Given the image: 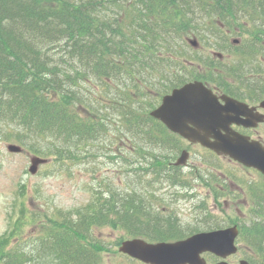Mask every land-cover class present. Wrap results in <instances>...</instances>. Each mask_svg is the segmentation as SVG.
Returning a JSON list of instances; mask_svg holds the SVG:
<instances>
[{"label":"trees","instance_id":"obj_1","mask_svg":"<svg viewBox=\"0 0 264 264\" xmlns=\"http://www.w3.org/2000/svg\"><path fill=\"white\" fill-rule=\"evenodd\" d=\"M250 15L264 18V0H0V141L60 165L95 161L99 153L120 160L118 181L101 173L89 204L75 214L57 211L58 228L39 242L45 256L38 239L30 246L18 240L0 244V264H102L103 241L93 234L99 226L149 236L159 218L150 186L162 175H182L167 169L169 153L161 151L180 148L179 137L149 112L194 79L236 97L239 82L256 80L259 87L248 88L264 90L248 55L221 60L186 41L209 40L210 52L231 56L223 46L233 20L241 18L249 33L264 28L255 20L246 27ZM249 193L252 209L264 212V183H251ZM251 232H261L255 251L264 258V218Z\"/></svg>","mask_w":264,"mask_h":264},{"label":"rangeland","instance_id":"obj_2","mask_svg":"<svg viewBox=\"0 0 264 264\" xmlns=\"http://www.w3.org/2000/svg\"><path fill=\"white\" fill-rule=\"evenodd\" d=\"M246 12L250 14L248 9ZM249 17L246 27L247 25L251 26L253 20L260 22L264 21L263 17H255V19L251 17V15ZM240 22L243 23L241 18H238L236 21L233 20L231 24L232 30H224L226 32L228 31V36H226L223 47L230 44L232 38H238L239 40L231 56H229L228 59L225 58V60H238L242 55H248L250 60L252 59L250 61L251 64L256 61V63L261 62L260 67L264 69V67H262L264 55L257 53L258 57L255 58L254 56L252 58L247 52V48L250 46L251 48L252 45L255 46V48L257 47V43H255L253 39L261 43V39L264 38V28H257L260 29V31H256L257 33H249L245 26L240 25ZM219 42L221 41L219 40ZM210 43L209 40H206L205 43L200 40L199 46L203 45L208 48L207 44ZM222 43L223 42H221V45ZM207 48L200 47L199 52H209L211 54ZM249 69L255 73H260L261 75L257 74L259 76H256L259 77V79H264L263 70L256 72L253 68ZM7 143L9 142L5 140L0 141V244L4 243L7 247H10L16 241L22 240L26 241L30 246V243L34 239H38L36 240L38 249L42 250L40 253L45 256V247L40 246L39 242L45 239V236L51 229L58 228V225L55 224V214H57V211H71L75 214L78 208H82L85 204H89L93 192L99 189V185H102L103 176H101V173L106 176L107 172H111L115 174L112 180L118 181L116 174L118 171L114 169H120V160L117 159L118 163L116 164V162L109 159L106 154L99 153V157L95 161L92 159L84 164H79L67 159L68 162L63 161L62 165H60L58 161H54L53 157H49L48 163L40 165L38 171L35 174H31L28 169L32 152L25 148L21 152H10L6 147ZM193 148L199 149L193 152L191 161L194 165H201L200 163H202V176L211 174L213 177H226L227 181L230 179L236 181V187L234 188L240 195L239 208L245 212L249 211V215H254V219L255 217L258 218L256 214H259V211H254L251 206L253 203L251 201L249 188L247 189V182L253 181V183L257 185H262L264 183V176H261L260 173L255 170L244 168L226 158L215 157L201 149L203 148L202 146L198 145ZM113 149L117 148H112V150ZM121 150L125 151L126 149L123 148ZM165 150L167 149L163 148L161 151ZM111 161L112 163H110ZM184 171L185 172L181 176H195L191 171L188 172L187 168L184 169ZM166 177L167 175H162V181H164ZM121 178L123 181L126 180V176ZM117 183L118 182H116V184ZM160 183L161 178L158 179V182L153 181V184L150 186L154 195L157 191V187L161 186ZM119 186L120 184H118V187ZM162 186H164L163 183ZM226 186L227 189L221 192L230 191L227 184ZM243 190H245L246 194H249H247V197L243 195ZM158 192L162 193L161 190ZM161 197L165 196L162 195ZM155 198L160 199L158 196L152 198L150 200L151 208L156 207ZM180 203L175 201L172 207L178 209L183 221H187L192 217L189 211L190 208L232 210L234 207L232 205L233 203L229 200L225 201L219 199V201H215L209 198L208 200H187L181 201ZM216 210L214 212L218 214ZM93 234L96 235L101 242L103 241L104 250L102 251V264H126V259L118 251V246L123 240L131 238L132 236L128 235L125 230L121 228L118 229L111 226L95 227ZM39 260L41 261V258H39ZM47 261L48 260H44V264H46L45 262ZM56 263L57 262L51 264Z\"/></svg>","mask_w":264,"mask_h":264},{"label":"flooded vegetation","instance_id":"obj_3","mask_svg":"<svg viewBox=\"0 0 264 264\" xmlns=\"http://www.w3.org/2000/svg\"><path fill=\"white\" fill-rule=\"evenodd\" d=\"M253 41L257 43V47L255 48V46L252 45V48L251 46L247 48L248 54L251 56H258L257 53L264 55V38L261 39V43L257 42L254 39ZM238 42L239 40H233V43L231 45L233 50H235L234 48H236V44ZM260 66L261 64L259 65L258 63H256L251 65V69L253 68V70H264L261 69ZM262 67H264V63L262 64ZM238 84L241 85L239 89V91L241 92V96L235 97L242 103H245L249 109H253V113L262 115L263 119L262 121L257 122L255 126H244L243 124L237 123H232L231 126L233 129L245 135H248L255 140H258L264 146V90H252L248 88L249 85L259 87V81L256 80H251L248 84L240 82ZM261 84L264 85V81H261ZM212 87L214 88L216 94L219 95L223 93L216 86ZM252 93H255V95H251ZM241 118L247 119L246 116H241ZM180 138V148L167 149V151L169 152L168 158L170 160L168 161L167 168L181 174H183L185 172L184 169L187 168L188 172L191 171L195 174V176H171L166 177V179L164 178V181H162L161 178V186L157 187V191L155 193V196H158L160 198L155 200L157 210L156 212L159 214L158 221L155 219L151 220V223L153 225L148 229L149 232L147 233L150 234L149 236L137 235L136 237L142 238L146 242L153 244L161 242L175 243L177 241H184L197 233L232 228L235 232L233 251L230 248V251H227L225 255H221L219 253L206 250L198 255H193L190 261H185L178 264H261L262 261H264V258L259 257L254 250L261 245L259 235L261 234V232L259 234H255L251 231L254 221H257L260 218H264V212H262L263 210H257L259 211V214H256L258 218L255 217L254 219V215L250 216L249 211L245 212L240 209V195L234 188L236 187L235 183L237 182L231 179L227 181L226 177H213L211 176V174L208 176H202V163H200L201 165H194L191 161L193 152L196 149H199L193 147L198 146L199 144L189 142L182 137ZM201 149L207 151L209 154L215 157H223L228 159L229 161L239 164L227 156L217 155L215 152L208 148ZM183 152L188 154L189 156L187 163L183 166L174 165V161ZM241 166L244 168H248L243 165ZM162 183L164 186H162ZM226 184L230 188V191L221 192L227 189ZM159 190H161L162 193L158 192ZM243 191V195L247 197L248 193L246 194L245 190ZM162 195H164L165 197H161ZM208 198L215 201H219V199L225 201L229 200L233 203L232 205L234 207L232 208V210L215 209L218 214H215V210L210 208H190L189 211L190 214H192V217H190L187 221H183L180 217L181 213L178 212V209L172 207V204L175 201L180 203L181 201L187 200H208ZM253 210L256 211L255 209ZM169 217L173 218L172 222L169 220ZM161 231L162 233H159ZM121 254L126 259V264H152L144 262L137 258H133L123 253Z\"/></svg>","mask_w":264,"mask_h":264},{"label":"water","instance_id":"obj_4","mask_svg":"<svg viewBox=\"0 0 264 264\" xmlns=\"http://www.w3.org/2000/svg\"><path fill=\"white\" fill-rule=\"evenodd\" d=\"M190 42L197 45L195 39ZM252 110L233 97L225 94L217 96L203 82L194 80L165 94L150 115L191 142H199L218 154L228 155L264 174V146L231 127L232 123L255 126L262 121V115ZM7 149L11 152L21 151V147L16 144H8ZM186 159L183 153L175 163L185 164ZM30 161L29 171L33 174L37 172L39 164L47 162L39 156H32ZM234 236L233 229L228 228L199 233L175 243L150 244L135 238L123 241L119 251L154 264H178L190 261L193 255L204 250L225 255L230 248L234 249Z\"/></svg>","mask_w":264,"mask_h":264},{"label":"bare ground","instance_id":"obj_5","mask_svg":"<svg viewBox=\"0 0 264 264\" xmlns=\"http://www.w3.org/2000/svg\"><path fill=\"white\" fill-rule=\"evenodd\" d=\"M42 67H43V66H41V71H42V72H46V71H44L45 69H44V68H42Z\"/></svg>","mask_w":264,"mask_h":264}]
</instances>
